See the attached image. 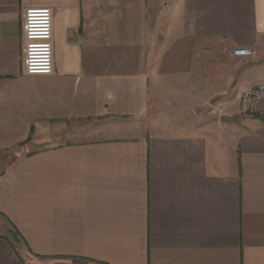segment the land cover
<instances>
[{
	"label": "crops",
	"instance_id": "crops-1",
	"mask_svg": "<svg viewBox=\"0 0 264 264\" xmlns=\"http://www.w3.org/2000/svg\"><path fill=\"white\" fill-rule=\"evenodd\" d=\"M263 76L264 0H0V264H264Z\"/></svg>",
	"mask_w": 264,
	"mask_h": 264
},
{
	"label": "built area",
	"instance_id": "built-area-1",
	"mask_svg": "<svg viewBox=\"0 0 264 264\" xmlns=\"http://www.w3.org/2000/svg\"><path fill=\"white\" fill-rule=\"evenodd\" d=\"M53 19L51 8H29L23 14V68L26 75L55 72ZM233 53L248 58L255 54V48L238 46ZM240 102L245 110L264 115V76L242 92Z\"/></svg>",
	"mask_w": 264,
	"mask_h": 264
},
{
	"label": "rangeland",
	"instance_id": "rangeland-1",
	"mask_svg": "<svg viewBox=\"0 0 264 264\" xmlns=\"http://www.w3.org/2000/svg\"><path fill=\"white\" fill-rule=\"evenodd\" d=\"M102 127V123H100V122H94L93 124H92V129H93V131H100V128ZM88 128H90V127H88ZM90 133L89 132H83V133H79V135H78V137H77V139L79 140V139H81V138H84V137H86V138H88V135H89ZM4 157V156H3ZM3 157H0V160H1V163H2V165H3V163L5 162V159H7V157H5V158H3ZM3 221H5V219H2ZM1 224V223H0ZM7 228V227H6ZM6 228H4V229H2V228H0V232H6ZM8 230V229H7ZM12 234H14L13 233V231H12ZM14 237H15V235H13ZM12 236V237H13Z\"/></svg>",
	"mask_w": 264,
	"mask_h": 264
}]
</instances>
